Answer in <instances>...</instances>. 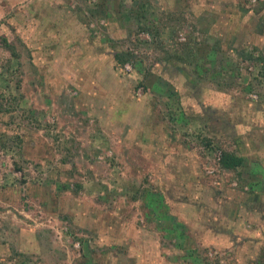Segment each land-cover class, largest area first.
Segmentation results:
<instances>
[{
    "label": "rangeland",
    "instance_id": "374dc122",
    "mask_svg": "<svg viewBox=\"0 0 264 264\" xmlns=\"http://www.w3.org/2000/svg\"><path fill=\"white\" fill-rule=\"evenodd\" d=\"M61 1L87 18L92 37L111 38L107 30H112L113 47L131 53L130 67L117 65L115 72L119 84L128 85L123 90L131 106L145 109V123L132 116V139H126L128 127L121 125L125 141L119 142L120 126L109 117L99 123L95 116L84 115L85 100L78 98L87 93L66 86L56 68L34 69L37 42L17 36L19 30L7 17L10 9L0 7V264H264V235L257 234L255 223H246L255 237L230 251L221 228L229 225L225 217H239L240 212L225 188L239 189L244 183L217 165L216 153L233 150L211 131L206 117L199 124L202 130L186 128L189 116L183 130L178 127L174 115L183 95L177 96L173 86L183 79L180 93L183 87L189 91L182 92L194 94L193 80L214 90L239 92L245 78L258 80L260 62L246 60L238 47L224 41L222 13L229 6L239 10L259 0ZM94 10L99 14L90 13ZM153 20L155 29L139 28ZM56 55L49 57L51 67H62ZM251 56L260 57L257 52ZM149 70L169 80L163 81V90L151 86ZM89 81L96 91L91 88L95 78ZM184 97L182 106L189 107L191 98ZM178 130L183 131L186 156L204 160L205 194L191 195L192 181H186L181 193L187 196L180 197V183L164 179L169 165L163 162L173 161L175 154L169 159L165 155ZM167 195L194 201L183 202L193 220L190 227L166 220V212H176L169 208ZM225 208L229 211L223 212ZM214 235L226 240L209 239ZM85 240L86 259L79 254ZM246 254L250 258H243Z\"/></svg>",
    "mask_w": 264,
    "mask_h": 264
},
{
    "label": "crops",
    "instance_id": "0c3cea01",
    "mask_svg": "<svg viewBox=\"0 0 264 264\" xmlns=\"http://www.w3.org/2000/svg\"><path fill=\"white\" fill-rule=\"evenodd\" d=\"M15 5L19 9L21 6L20 12L19 9L15 10L12 7ZM25 5L27 7L23 9ZM244 5V8L239 9L241 11L229 6L222 13L224 15V19H222L224 22V41L230 42L234 48L238 47L239 53L257 52L259 54L262 73L258 76V80L249 82L245 78L244 87L239 92L214 90L210 86L205 87L193 80L191 86L194 94L184 92L189 90L183 87L180 88V93L178 88L182 86L183 79L176 81L174 85L170 83L175 87L177 96L183 95L180 98V104H177L174 115L178 127H185L184 117L189 116L191 125L186 126V128L192 132L198 128L202 130L199 124L203 125V119L206 117L213 124V127L211 123L209 124L211 131L219 133L224 138L226 145H229L228 148L233 150L229 152L241 159L239 166L233 169L224 168L238 177L239 180L237 181L244 183L240 184L239 189L230 186L225 188V193L229 196L228 200L232 201L235 206L239 205L238 212H240L239 217H235L231 213L225 217L224 222L229 225L227 228H221L222 235L228 237L227 241L232 245L231 252L236 249L238 243H244V239L255 237L251 236L256 234H252L251 229L246 228V223H255L259 227L255 230L257 234L263 232L264 235V0H259L256 4L247 3ZM0 7L5 8L6 12L10 9L11 15L7 17L10 18L9 21H14L15 28L19 30L17 34H20L17 36L29 37L32 42H37V46H35L37 55L34 53L36 62L29 60L34 69L40 65L50 69L56 68L55 74L61 78L66 86L70 84L76 87L77 92L87 93L85 94L88 97L79 96L78 98L80 102L85 100V103H82V108L79 107L84 109L82 110L85 112L84 115L95 116L99 123L103 122V118L109 117L112 124L120 126L117 136L119 142L125 141L122 133H120H124L121 125L128 127L126 139L131 141L134 134L132 133L134 129L131 125V117L134 116L144 122L143 117L146 112L142 107L131 106L130 96L123 90L126 88L128 91L127 83L120 85L119 80H117L115 54L119 50L113 47L114 40L111 39L116 36L115 32L107 30V36L111 38L99 40V38L92 37L86 30L87 18L82 13L69 9L66 1L0 0ZM52 49L56 50L53 51ZM211 50L215 52L213 47ZM51 53L59 54L54 58L63 62L62 67H51L52 63L49 58ZM15 58L17 57L15 56ZM131 63L128 61L124 65L130 67ZM135 63V67L139 68V62ZM176 68L178 69V66ZM57 70L58 72H56ZM183 70L187 74L186 69L181 70L184 73ZM92 77L95 78V86L91 88H95L96 91L89 87L91 84L89 80ZM147 77L153 80L151 86H157L160 90H163V81L169 83V80L163 76H157L155 71L149 70ZM182 90L184 91L182 92ZM89 93H93L95 96H89ZM255 93L256 98L251 99L250 95ZM149 95H153L152 92ZM184 96L191 98L189 107L182 106L184 105ZM146 99H149V96ZM215 123L220 125H218L219 128L214 129ZM182 132L178 130L179 137L170 138V144L167 148L170 153L167 152L165 156L169 159L173 153L175 155H172L173 161L167 159L165 161L168 162H163L164 165H169L164 172V179L166 181L175 179L179 182L180 188L177 189L179 193L184 189L181 183L192 181L190 194L194 196L205 194L208 191L201 185L203 174L200 168L204 165V160L202 156H198L199 159L194 154L190 158L186 156L189 151L183 146L184 140L180 138ZM222 190L224 191V189ZM179 195L180 197L187 196L183 193ZM166 198L170 203L169 208L176 210L173 215L166 212V220H169L171 225L180 223L181 228L187 225L190 227V222L193 223V220L187 216L189 209L184 210L183 202L193 204L194 201H184L177 199V197L174 199L170 195H167ZM165 207L167 208V206ZM228 211V208L223 210V212ZM241 221H244V224ZM194 227L195 225L192 224L191 230ZM231 234L232 237H230ZM217 236L220 235H214L209 239L213 238V241L220 242L226 240V237L218 239ZM237 236L239 237L238 241L235 240ZM87 246L85 240L82 243V250L79 252L85 259L88 258L86 255ZM1 251L4 250L0 249ZM243 258L248 259L250 256L246 254ZM87 261L84 264H89Z\"/></svg>",
    "mask_w": 264,
    "mask_h": 264
},
{
    "label": "trees",
    "instance_id": "16d2710c",
    "mask_svg": "<svg viewBox=\"0 0 264 264\" xmlns=\"http://www.w3.org/2000/svg\"><path fill=\"white\" fill-rule=\"evenodd\" d=\"M90 13L93 15L99 14V12L97 10L90 11ZM141 17H143V16H139V18H141ZM156 24H157L156 20L155 21L153 20L151 26H141L139 28L142 30H146L148 32L149 29H155ZM151 33H152V31H151ZM156 33H157V31L154 32V34H156ZM251 55H252L251 52L245 54L246 60L251 59V60H257L260 62V59H261L260 57L257 59H254ZM131 57H132L131 53L126 49L120 50L115 54V59H116L117 65H119V66L124 65V63L128 62ZM207 143L210 144L211 149H213V145L210 142H208V140H207ZM211 149H209V150L211 151ZM220 164L225 168L233 169V168H235L241 164V159L238 156L234 155L232 152H229L227 150H223L221 153Z\"/></svg>",
    "mask_w": 264,
    "mask_h": 264
},
{
    "label": "built area",
    "instance_id": "2783aa9c",
    "mask_svg": "<svg viewBox=\"0 0 264 264\" xmlns=\"http://www.w3.org/2000/svg\"><path fill=\"white\" fill-rule=\"evenodd\" d=\"M125 67L127 68V65H125ZM251 96L253 98H256V94H251ZM220 158H221V151H218L216 153V161H217V165L219 164L220 165ZM211 170H209L208 172H210ZM236 182H233L232 184H235Z\"/></svg>",
    "mask_w": 264,
    "mask_h": 264
}]
</instances>
